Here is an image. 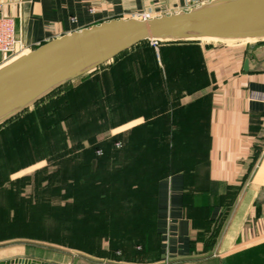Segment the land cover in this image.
Wrapping results in <instances>:
<instances>
[{"label":"crops","instance_id":"0c3cea01","mask_svg":"<svg viewBox=\"0 0 264 264\" xmlns=\"http://www.w3.org/2000/svg\"><path fill=\"white\" fill-rule=\"evenodd\" d=\"M210 1L151 0L138 8H129V0L0 3L2 15L16 21L24 52H31L53 39L102 22L137 19L124 17V11L130 9L178 7L177 12H181ZM241 44H189V78L175 82L188 85L189 90L184 89L177 99L149 116L126 114L119 123L105 128L100 133L103 137H97L126 138L148 118L168 117L172 101L185 108L179 116L181 123L170 127L178 131L180 126L189 133L185 146L189 151L177 158L189 167L154 184L155 248L152 257L145 255L144 264H264V44L254 48ZM245 57L253 66L248 72L242 70ZM4 64L0 55V67ZM43 162L39 164L44 166ZM36 164L14 173L11 179L30 177L33 172L29 169ZM16 262L131 264L94 261L25 238H0V263Z\"/></svg>","mask_w":264,"mask_h":264},{"label":"trees","instance_id":"16d2710c","mask_svg":"<svg viewBox=\"0 0 264 264\" xmlns=\"http://www.w3.org/2000/svg\"><path fill=\"white\" fill-rule=\"evenodd\" d=\"M183 43L159 42L155 49L149 41L142 42L0 125V238L38 239L80 249L65 242L66 233L73 232L66 223L73 224L81 217L102 221L110 216L115 221L127 199L144 207V218L139 219L142 230L139 233L138 226L131 229V241L148 240L152 235L155 241L154 184L189 167L177 159L189 151L185 147L189 133L180 126L178 131L170 127L180 122L185 108L170 102L168 117H147L149 120L131 130L124 141H118L117 135L98 140L97 135L126 114L149 116L177 99L184 89L189 90L188 85L175 83L189 78V58L182 62L183 68L175 58L189 56V44L199 42ZM106 66L105 72H98ZM103 141H107L104 150ZM112 147L115 152L110 155ZM42 160L55 168L42 170L40 181L48 185L61 180L68 164L70 175L63 181H68L71 190L60 194L58 187L57 193L47 195V186L30 196L16 186L19 179L11 176ZM20 180L28 184L30 177ZM31 181L35 189L36 176ZM82 189L85 196L80 206L76 192ZM56 195L62 204L54 206L51 198ZM17 229L20 233L14 232ZM120 230L111 231V237L121 235ZM154 241L153 249L148 242L144 244L147 253L154 251Z\"/></svg>","mask_w":264,"mask_h":264},{"label":"water","instance_id":"95a60500","mask_svg":"<svg viewBox=\"0 0 264 264\" xmlns=\"http://www.w3.org/2000/svg\"><path fill=\"white\" fill-rule=\"evenodd\" d=\"M203 38L264 39V0H212L149 20L113 19L53 39L0 67V125L142 42ZM252 68L245 57L242 70Z\"/></svg>","mask_w":264,"mask_h":264},{"label":"rangeland","instance_id":"374dc122","mask_svg":"<svg viewBox=\"0 0 264 264\" xmlns=\"http://www.w3.org/2000/svg\"><path fill=\"white\" fill-rule=\"evenodd\" d=\"M150 1L151 0H129V2L127 3L129 4V8H133L134 6L135 7L143 6V5L147 6L150 3ZM178 9L180 8L178 7H169V8L168 7L167 8L157 7L156 9H152L153 11H148V10H144L143 8L142 9L139 8L140 11L130 9L129 11H124V14L123 13L121 14L125 15L124 17H138L141 14L150 13L151 16L157 17L160 14L175 13L178 11ZM172 42L183 43L184 41H172ZM198 42L205 43V44L220 43V42H212L210 40L209 41H198ZM248 42H240V43H242L241 45H247L253 48L260 45L261 43L264 44V42H261V41H257L256 43L255 41H248ZM229 44H238V43H229ZM187 54H189V51ZM188 58L189 56L187 55L179 56V59L175 58V60L178 61L177 66H180L183 68V63ZM10 62L5 63L4 65ZM107 68L108 66L104 67L102 70L98 72L103 73L106 71ZM99 135L103 137V134H98L97 137H99ZM117 138H118L117 139L118 141L120 140L124 141L125 139L123 137L121 138L120 135L119 137L117 135ZM98 140H105V139H98ZM106 142L107 141L101 142L103 145L102 146L103 150L105 147L103 143H106ZM108 152L110 155H112V153L115 152L114 148L112 147V150ZM43 163L45 164L44 166H41V164H39L38 162V164L34 165L33 169H29L31 170L30 172H33V173L32 175H30V181L28 184H25L24 181H21L20 179L19 181H17L16 186L18 188H23L24 194L26 195L28 194L31 196L33 192L37 193L41 191L42 188L47 187V186L49 188L47 189V195L57 193L58 187L60 188L59 191H61L60 194L62 193V191L65 192V191L71 190L70 187L66 183L68 181H65V182L63 181V179L68 180V176L70 175L71 170L69 169L68 164L66 165V171L63 174V178L59 181L54 180L52 183L47 185L46 182L40 181V179L44 177V173H41V172L42 170H45V168L48 171H52L55 167L51 165L52 163L50 161H45ZM38 166H41V167H38ZM23 172L25 173L26 170H24ZM34 176H36V179H37V181L35 182V189L33 187L34 184H32V181H31V179L34 178ZM21 178L24 179V177H21ZM64 187H65V190H64ZM83 191L84 189L77 190L76 192V197H77L76 202L80 206H82L81 203L83 202L82 196H85V194H83ZM51 199H52V204L54 206H57L58 204H62V199L58 197L57 195L53 196ZM121 204L123 205L121 207L122 209L120 208V206H117L118 208H120V211H119V214L115 215L116 216L115 221H113L112 217L110 216L109 218L108 217L104 218V220L102 221H97V220L88 221L87 219H84L83 217H81L79 219H76V222L73 224L72 222L66 223L67 227L72 226L71 229H73V232L66 233L65 242L68 244L70 243L76 246H81L82 249L81 248L80 249L70 248V247L65 246L66 244L63 246V245L50 243L45 240L27 239V238L25 239L34 240L37 242H41L43 244H49V245H52L53 247H60L65 250H71L72 252H75L76 254L82 257L90 258L94 261H115V260L117 261L118 260V261H124L126 263H131V264H144L145 255L147 254L144 244L148 242L146 244H149L150 248L153 249L154 237L152 235L148 238V240L146 239V240H142L140 242L134 243L133 241H131V238H130L131 234L129 232L131 229L135 227L137 228V226H138L139 233L142 230V228H139L140 226H142V223L139 222V219L144 218V207L139 208L138 203H134V204L129 203L127 199L125 200V202ZM127 207H130V209ZM109 208L111 210L113 207L109 205ZM99 224H101L102 228H99L100 227ZM115 228H121L120 232H122V234L117 236L116 238L114 237L112 238L111 231L114 232ZM24 230L22 231L28 233V230L26 231L25 228ZM14 232L20 233L19 229H17V231H14ZM152 249L148 251V255L149 256L151 255L150 257H152V254H153Z\"/></svg>","mask_w":264,"mask_h":264},{"label":"built area","instance_id":"2783aa9c","mask_svg":"<svg viewBox=\"0 0 264 264\" xmlns=\"http://www.w3.org/2000/svg\"><path fill=\"white\" fill-rule=\"evenodd\" d=\"M3 4L0 3V55L5 63L21 56L25 51V46L16 33V21L13 17L2 15ZM153 18L150 13H144L137 17L141 20ZM160 41H149V44L157 49ZM117 147H121L118 143ZM101 155V152H98Z\"/></svg>","mask_w":264,"mask_h":264},{"label":"bare ground","instance_id":"6f19581e","mask_svg":"<svg viewBox=\"0 0 264 264\" xmlns=\"http://www.w3.org/2000/svg\"><path fill=\"white\" fill-rule=\"evenodd\" d=\"M193 40H197V39H187L186 41H193ZM212 41V42H237V41H219V40H216V39H209V38H203V39H200V40H198V41ZM248 41H256V40H242V41H238V42H248ZM25 53L26 52H24L22 55H25ZM29 53V52H28ZM27 54V53H26ZM21 55V56H22ZM18 57H16V58H14V59H12L13 61L15 60V59H17ZM12 60H10L11 62H12ZM9 61V62H10ZM9 64V63H8Z\"/></svg>","mask_w":264,"mask_h":264}]
</instances>
